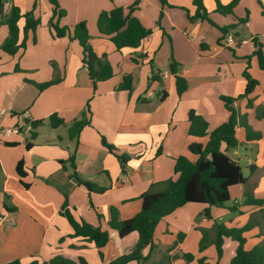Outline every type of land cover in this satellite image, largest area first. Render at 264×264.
<instances>
[{
	"label": "crops",
	"instance_id": "0c3cea01",
	"mask_svg": "<svg viewBox=\"0 0 264 264\" xmlns=\"http://www.w3.org/2000/svg\"><path fill=\"white\" fill-rule=\"evenodd\" d=\"M134 2L132 16L150 34L138 48L117 51L108 37L98 32L97 16L114 7L126 10ZM202 2L208 18L216 26H231L245 19L244 30L239 33L233 29L222 36L217 27L206 21L190 20L188 15L194 11L192 0H167L168 6L164 7L159 0H58L66 12L59 26L72 29L84 22L92 51L97 56L105 55L113 69L112 79L94 85L82 63V49L77 41L54 38L49 29L38 27L33 35H28L24 49L8 56L1 51L8 29L0 24V129L18 126L23 132L0 136V264L14 261L42 264L66 254L81 256L88 264H109L130 251L137 235L130 233L120 238L110 229L109 208L114 207L121 220L131 218L140 210L141 194L159 191L164 182L176 178L175 158L184 156L190 161L196 160L188 146H204L208 139L187 134L188 112L203 118L208 133L224 123L228 115L219 96L232 98L243 92L242 73L246 67L258 85L247 98L233 104L239 115L236 148L245 150L248 143L261 147L264 143V71L258 68L254 57H248L255 49L253 39L261 44L264 53V15L261 14L264 0H240L233 15L215 12L214 0ZM230 2L219 0L222 6ZM34 3L35 16L50 9L47 0H9L7 9L16 6L25 12ZM229 34L233 35L234 44L225 46L224 40ZM171 57L179 66L178 74L187 81V89L180 96L176 93L174 75L169 72ZM126 76L132 79L131 90H119L118 85ZM51 81L55 83L38 89V85ZM51 116L63 124L52 128L48 121ZM82 119H87L89 125L77 138H70L69 128ZM37 122L26 135V124ZM242 125L249 126L261 138L246 142ZM101 138L115 148L114 154L101 144ZM221 150L239 164L237 152L232 157L224 145ZM261 154L260 148L256 161L247 162L252 176L264 166ZM72 155L78 177L104 189L103 193L89 192L70 177L71 170L64 162ZM115 155L126 156V163L121 165ZM19 162L21 177L16 171ZM246 183L230 187V200L233 198L234 204H242ZM258 187L262 190L257 195L264 197V179ZM246 193L257 198L254 193ZM247 207L251 208L245 211L251 214L257 208L264 210V206ZM227 208L217 209L222 213L215 212L214 216L210 209L209 221L195 224L190 214L205 207L189 203L162 219L154 231L155 249L146 264L153 263L156 252L161 259L168 256L171 264H183L182 260L171 259L177 253L180 258L189 254L184 249L188 239L195 244L201 236L199 229L210 230L211 220L214 223L216 218L228 215ZM65 213L77 222L99 225L102 231H107L106 245L97 250L93 243L73 236ZM175 213L184 214L181 223L184 231H179V225L170 220ZM182 232L184 238L171 250L174 237ZM210 236L212 239L213 230ZM228 240L231 239H224L223 255L225 243L231 255L226 260L222 255L219 264H228L234 255L236 242ZM142 253L145 255L147 249Z\"/></svg>",
	"mask_w": 264,
	"mask_h": 264
},
{
	"label": "trees",
	"instance_id": "16d2710c",
	"mask_svg": "<svg viewBox=\"0 0 264 264\" xmlns=\"http://www.w3.org/2000/svg\"><path fill=\"white\" fill-rule=\"evenodd\" d=\"M240 0H231L225 6L215 2V12L222 15H233V9ZM259 1V0H257ZM50 9L46 12L34 15L36 4L34 3L32 9L22 12L16 6H9V0H0V24L5 25L8 29V36L1 45V51L8 55L14 56L19 50L26 47L28 35H33L36 28L44 27L52 32L54 38H64L75 40L78 42L82 49V63L88 72V76L92 84L98 82L108 81L113 78L114 72L112 67L106 61V56H97L89 44V34L84 22H79L74 25L72 29L68 27L59 26V20L66 15L58 3V0H47ZM160 6H168L167 0H159ZM259 3V2H258ZM136 2L128 6L125 10L123 7H114L109 11H102L98 14L96 19V27L98 32L108 37L109 41L114 45L117 51L121 49H135L138 48L142 41L150 34V30L144 28L138 19L132 16ZM194 11L192 15H188L190 20L206 21L212 26L218 28L222 36L226 35L229 31L235 29L237 24L231 26H224L222 28L216 26L208 18V12L203 5L202 0H192ZM8 11V13H6ZM261 14L264 15V7H261ZM161 16V12L159 13ZM237 23H245V19L237 20ZM20 34L22 39L20 40ZM221 41V38L218 42ZM254 51L248 59L254 57L257 66L260 70L264 71V53L261 50V44L256 40H252ZM151 65V60L149 61ZM178 64L170 58L169 72L174 75L176 93L180 96L187 89V81L178 73ZM242 77L245 81L243 92L236 97L219 96V100L223 103V107L227 112V120L220 124L218 127L207 132V124L203 118L196 115L193 111L187 114L188 130L187 134L192 137L202 138L207 136V142L204 146L200 144H190L188 151L190 154L195 155V161H190L184 156H179L174 159L173 172L176 175L174 180H167L162 184L159 191H147L139 196L141 201L140 210L131 218L121 220L118 212L114 207L109 208V215L107 225L110 229L116 231L120 238L125 237L130 233L137 235V242L134 247L126 254L116 258L109 264H128L136 262L137 264H146L151 258L152 252L155 249L153 243V234L158 223L165 217L171 215L174 211L182 206L193 203L205 206L203 210L204 216L210 219V209L226 208V202L230 200L229 189L235 185H243L246 183V178L243 176L241 167L237 161L228 157L225 151L221 150V146H225V150L229 148H236L239 142L236 137V130L239 125V115L235 110L233 104L241 98H247L257 87L258 82L252 78L248 72V67L243 71ZM55 81L47 82L38 85L39 90H43ZM132 79L126 76L118 85L119 90H131ZM264 117V113H262ZM52 128H57L63 124L62 120L51 116L48 119ZM32 129L35 128L39 122L30 123ZM89 125L87 119L74 122L69 128V136L72 139L78 137L80 131ZM245 130V141L252 142L259 140L261 135L253 132L249 126L242 125ZM34 135L32 134V138ZM101 144L114 154L115 148L106 143L104 138H101ZM28 147V146H27ZM121 165L127 161L124 155H115ZM74 155L70 156L64 163L68 164L71 170L70 177L74 178L77 183L89 192L103 193L105 190L96 188L88 181H84L78 177L75 170ZM16 171L21 177V163H17ZM242 204L235 203L232 207L227 209L230 212H235L241 206H264V199L254 198L248 193L243 194ZM239 205V206H238ZM65 216L73 230V236L80 237L88 242L93 243L95 248L99 250L104 247L108 242L109 236L107 231H102L100 226L91 225L85 221H75L73 217L65 213ZM99 219V218H98ZM251 227L249 224L242 228H227L223 224L215 223L212 227L214 236L209 241L210 245L214 247L216 254L215 264L223 255L224 239L229 238L236 242V249L233 257L228 264H264V245H256L250 250L245 247L246 239L244 232ZM184 234H178L171 250L182 241ZM201 239L199 244V251L204 249L206 242ZM147 249V253L143 255V251ZM170 251V250H169ZM98 256L101 258V253L98 251ZM174 258V257H173ZM173 258L171 260H173ZM183 258L187 262L193 261L191 254H184ZM8 264H19L14 261ZM29 264H41L37 261H32ZM42 264H88L87 261L77 255L66 254L62 256H55L47 262ZM157 264H171L170 258L165 256L163 260ZM197 264H210L206 261L205 257L197 260Z\"/></svg>",
	"mask_w": 264,
	"mask_h": 264
},
{
	"label": "rangeland",
	"instance_id": "374dc122",
	"mask_svg": "<svg viewBox=\"0 0 264 264\" xmlns=\"http://www.w3.org/2000/svg\"><path fill=\"white\" fill-rule=\"evenodd\" d=\"M240 27H242V28H240ZM235 29L239 33L241 32V29L244 30L242 24H239V23H237ZM256 145H257V143H254L252 145L250 143H248L246 145L245 150L240 149V148H229L228 149V155L229 156L235 157L236 152L238 153V155H239L238 159H239L241 171H242L243 176L247 180V183L244 186L245 192H250L251 194L254 193V195H257V193H259L262 190V188H259L258 185L260 184L261 180L264 179V166L259 168V170H258L259 173L255 174L253 176L249 173V169L247 167L248 161H252V162L256 161L255 157L257 156V150L260 148H261V153H262L261 157L264 158V143H261L260 148H258ZM233 192H232V194H233ZM262 196H264V195H262ZM257 199H264V197L257 195ZM233 204H234L233 198L231 200H229L228 202H226L227 207H231ZM240 208H242V211L237 210L235 212H229L228 215H226V216L222 215V216L216 218L215 219L216 222H214V223L211 220L212 224L210 226L211 227L210 230L199 229L201 236L198 240L195 241V244H193L192 242H189L192 240L191 238L188 239L184 249L190 252L189 254H191L193 256V261L187 262L184 258H180L179 253H177L176 256L174 255V258L172 261L182 260L183 264H197L198 259L205 257L206 261L208 263L215 264V261H216L215 250H214V247L212 245H210V242H209L211 239L210 234L213 230L212 227L215 223L223 224L227 228H242L245 225L249 224L251 227H249V229L247 231H245L244 235H243L244 238L246 239V244H245L246 249L250 250L251 248H253L256 245H264V210H262V208H257V211L255 213L251 214V213L245 211L246 209H250L251 207L241 206ZM211 210H213V213H212L213 216H214L215 212L222 213L220 210H217L216 208H211ZM190 215H192V216H189V217L192 218V220L194 221L195 224H198L201 220L209 221V220H207L208 218H206L204 216L203 210L195 211ZM169 218L174 223L179 225V227H178L179 231H184V228L181 224L185 218L184 214L182 215L181 213H175V215H172ZM218 219H220V220H218ZM182 234H184V232H182ZM202 238L206 242V244L204 246V249L202 251H199L198 247H199V244H200ZM174 240L176 241V236L174 237ZM227 242L233 243L234 241L231 239V240H228ZM225 244H226V247H225V252L223 255L224 260L229 259L230 255H231V253L228 249L227 243H225ZM193 246H195V247L192 248ZM161 253H163V252H161ZM161 260H163V259H161L159 252H156L152 258L153 263H151V264H157Z\"/></svg>",
	"mask_w": 264,
	"mask_h": 264
},
{
	"label": "built area",
	"instance_id": "2783aa9c",
	"mask_svg": "<svg viewBox=\"0 0 264 264\" xmlns=\"http://www.w3.org/2000/svg\"><path fill=\"white\" fill-rule=\"evenodd\" d=\"M234 44V37L233 35L229 34L226 36L225 40H224V45L225 46H230ZM27 132L26 135L29 134V132L32 130L31 124L27 123ZM23 134V132L21 131V129L18 126L15 127H4L0 129V136L3 137H9L11 135H21Z\"/></svg>",
	"mask_w": 264,
	"mask_h": 264
}]
</instances>
